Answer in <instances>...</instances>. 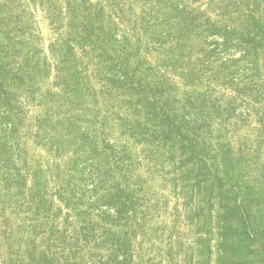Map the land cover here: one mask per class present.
I'll use <instances>...</instances> for the list:
<instances>
[{
  "label": "trees",
  "instance_id": "16d2710c",
  "mask_svg": "<svg viewBox=\"0 0 264 264\" xmlns=\"http://www.w3.org/2000/svg\"><path fill=\"white\" fill-rule=\"evenodd\" d=\"M0 264H264V0H0Z\"/></svg>",
  "mask_w": 264,
  "mask_h": 264
},
{
  "label": "rangeland",
  "instance_id": "374dc122",
  "mask_svg": "<svg viewBox=\"0 0 264 264\" xmlns=\"http://www.w3.org/2000/svg\"><path fill=\"white\" fill-rule=\"evenodd\" d=\"M38 17L41 18V12L40 11L38 13ZM42 26L45 27V29H44L45 32L44 33L47 34V27L43 24V22H42ZM122 141L124 143L128 144L134 152H136V153L139 152L137 144L130 137H125V138L122 139ZM139 173L142 174V175L148 176V168L147 167L141 168L139 170ZM161 182H162V178H161V176L158 175L157 178L155 179V181L152 184L160 192L166 193V191L163 188H161Z\"/></svg>",
  "mask_w": 264,
  "mask_h": 264
}]
</instances>
